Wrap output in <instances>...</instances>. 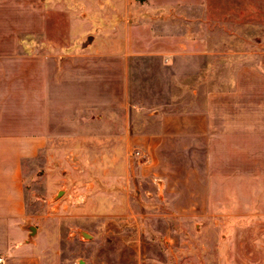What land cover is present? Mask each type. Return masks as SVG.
Returning a JSON list of instances; mask_svg holds the SVG:
<instances>
[{
  "label": "rangeland",
  "instance_id": "rangeland-1",
  "mask_svg": "<svg viewBox=\"0 0 264 264\" xmlns=\"http://www.w3.org/2000/svg\"><path fill=\"white\" fill-rule=\"evenodd\" d=\"M105 1L20 0L0 75L20 133L52 135L25 159V239L42 264H264V0H122L115 20ZM95 75L49 114L50 83Z\"/></svg>",
  "mask_w": 264,
  "mask_h": 264
},
{
  "label": "crops",
  "instance_id": "crops-1",
  "mask_svg": "<svg viewBox=\"0 0 264 264\" xmlns=\"http://www.w3.org/2000/svg\"><path fill=\"white\" fill-rule=\"evenodd\" d=\"M36 1H38L36 3L38 5L40 0ZM124 1L125 3L136 2V0ZM200 1L202 0H144L149 5L160 4L162 11L167 13L182 12V9L178 7L182 5V2L196 4ZM121 2L122 0L105 1V3L115 4V7ZM174 4H177L175 9L172 7ZM115 7L111 11H102L109 14L110 19L115 20L119 17L118 7ZM19 35L20 0H0V69L20 67L19 60L8 59L10 37L17 42ZM87 80L88 82L81 78L80 83L77 82L71 84V86H66L65 90H62L64 87L59 84L51 85L50 83L49 114H52L51 109H58L56 104H53L52 94L54 91L59 93L64 91L65 93H72V95L73 93L82 94L85 91L100 95L105 91L103 77L95 75ZM89 83L92 85L89 86ZM121 84L122 82L119 84V88L113 89L116 98L113 99L111 105L107 106L113 111L126 110L130 106L124 83L123 86ZM7 85L6 78L0 75V256L4 257L5 264H42L40 253L33 244L25 239L23 231L22 220L26 213L24 163L27 157L35 156L42 148L50 144L52 135H48L45 131H51V126L39 123L35 125L34 129L37 132L34 135L26 136L21 134L20 107H16L18 109L16 111L13 108L14 103H10V101L20 102V87L15 94V91ZM74 97L66 96V100L70 101H66V104L62 107L76 109V114L78 115H82L90 107L101 109L105 107L97 102L94 105H86L82 97ZM10 117L17 118L11 119ZM78 129L76 127V130ZM146 139L149 140L148 136H146Z\"/></svg>",
  "mask_w": 264,
  "mask_h": 264
},
{
  "label": "water",
  "instance_id": "water-1",
  "mask_svg": "<svg viewBox=\"0 0 264 264\" xmlns=\"http://www.w3.org/2000/svg\"><path fill=\"white\" fill-rule=\"evenodd\" d=\"M30 229L32 230V232H35L36 231V228L33 227V226H31ZM84 263H85V260L84 259H79L78 264H84ZM74 264H76V263H74Z\"/></svg>",
  "mask_w": 264,
  "mask_h": 264
},
{
  "label": "built area",
  "instance_id": "built-area-1",
  "mask_svg": "<svg viewBox=\"0 0 264 264\" xmlns=\"http://www.w3.org/2000/svg\"><path fill=\"white\" fill-rule=\"evenodd\" d=\"M0 264H5L4 257L0 256Z\"/></svg>",
  "mask_w": 264,
  "mask_h": 264
}]
</instances>
